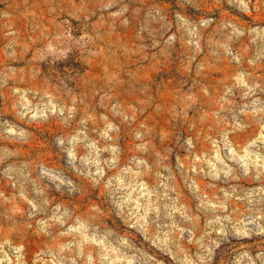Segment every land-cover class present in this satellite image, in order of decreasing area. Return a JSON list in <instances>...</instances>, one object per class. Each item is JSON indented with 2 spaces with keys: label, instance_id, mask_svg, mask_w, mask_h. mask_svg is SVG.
<instances>
[{
  "label": "clouds",
  "instance_id": "9594fccd",
  "mask_svg": "<svg viewBox=\"0 0 264 264\" xmlns=\"http://www.w3.org/2000/svg\"><path fill=\"white\" fill-rule=\"evenodd\" d=\"M181 7L200 14L192 18L177 8L169 15L158 0L144 7L132 0H39L21 11L30 26L26 35L5 25L0 102L8 112L0 108V184L10 192L0 188V204L9 206L0 213V264H29V236L42 242L31 264H145V254L103 220L104 212L137 228L176 264H264V0H181ZM206 7L218 15L202 12ZM11 15L8 0H0V19ZM69 19L78 23L75 34ZM130 27L141 61L179 60L176 92L184 102L169 106L171 117L188 119V101L197 97L216 105L189 124L206 128L177 133L176 147L153 151L151 161L153 129L146 121L132 129L134 154L123 162L117 123L102 114V126L88 128V97L96 95L122 124L136 122L113 89L100 95L85 80L101 45L112 51L113 29ZM225 63L232 71L217 96L203 78ZM181 70L194 74L186 78ZM148 88L140 85V95ZM53 124L65 130L44 139L61 164L43 159L46 150L25 156L36 129ZM253 128L243 142L232 138ZM166 138L159 136L162 144ZM88 189L99 193L98 202L86 200L81 209L75 201Z\"/></svg>",
  "mask_w": 264,
  "mask_h": 264
},
{
  "label": "rangeland",
  "instance_id": "374dc122",
  "mask_svg": "<svg viewBox=\"0 0 264 264\" xmlns=\"http://www.w3.org/2000/svg\"><path fill=\"white\" fill-rule=\"evenodd\" d=\"M152 0H132V5L137 7H144L151 3ZM162 3V6L171 15L172 11L180 8L182 11L195 18L200 13L192 7H181V0H158ZM11 5L12 15L6 19H0V47L6 43L4 38V32L6 31L5 25L14 24L17 26V30L22 34H27L29 30V23L25 17L21 15V11L31 5L39 3V0H8ZM202 12L210 15H218V9L214 7L201 8ZM245 21L256 19L260 20V17L247 16L243 18ZM69 27L73 30V34L78 31V23L75 20L69 19ZM175 30V29H173ZM134 39V29L132 27L127 30L113 29V34L108 40V43L112 45V51L106 52L103 45H101V55L94 61H89V71L86 74L85 80H92L94 86L100 90V95L103 92L108 91L109 88L113 89V95L115 99L119 100L130 114H135L136 122L129 127L128 124H122L120 118L113 116L111 113L106 112L104 108L99 105V95L95 97H88V104L90 105V123L88 125L89 131L95 128L97 125L102 126L100 116L107 115L110 120L117 123L120 127L119 145L121 148V161L123 162L127 157L134 154L133 152V140L131 137L132 129L135 128L139 122L146 121L148 125L153 129L152 133V146L149 151L148 159L151 161L153 151H161L164 147L171 146L175 148L174 136L177 133L194 134L201 127L206 128L205 125H197V129L190 130L189 124L195 119L196 115L201 112L211 113L215 110L216 105L212 98L209 97H197L193 101H188L192 105L191 108H186L188 119H175L169 115L168 108L173 103H183L182 99L177 98L176 89L177 79L180 78L181 72L179 60L168 63L167 65H151L147 59L141 61L137 53L133 50L132 42ZM34 42V41H33ZM123 43L125 48L121 49L120 45ZM31 45H29V48ZM183 49H180L177 45V52L175 55L181 56ZM201 57H198L200 59ZM144 67L141 69L140 65ZM194 67V66H193ZM182 71V70H181ZM232 68L225 63L219 70L212 71L207 77L203 78L205 83L209 87V91L215 95H219L223 83L226 77L230 74ZM182 74L186 78H190L194 73L182 71ZM259 74L264 77V69L259 71ZM147 83L149 88L146 95H140V85ZM81 93L88 96L87 86L84 81H81L80 87ZM144 101L141 103V101ZM156 103L163 105V111L155 112L154 106ZM0 108L5 112H8V108L5 104L0 102ZM143 109V112L138 109ZM9 118L11 116L9 115ZM79 119V115H77ZM75 127V124H73ZM65 130L62 125L53 124L47 129L40 127L36 129L37 135L34 137V142L28 146H25L23 151L25 156L31 155L37 150L47 151V154L42 158L46 161L60 165L61 158L53 150H48V142L44 139L45 135L51 136L56 131ZM255 129H249L248 133L236 134L232 138L239 142H243L246 136L252 134ZM94 134V133H93ZM163 134L167 138L163 142H160L159 136ZM205 147L207 145H204ZM174 161V156L172 157ZM0 188L5 190L6 194L10 192V187L6 184H0ZM57 198L60 199L59 194ZM99 193L95 190L88 189L85 197L75 201L81 209H84L87 205L85 201L98 202ZM9 206L6 204H0V213H3ZM23 208V205L21 206ZM103 211V209H101ZM103 220L111 225L116 232L123 234L130 241H134L140 254H145V264H176V259L173 258V254H168L161 250L151 239L147 238L145 234H142L137 228L128 224L126 221H122L111 215L109 212L103 213ZM251 243H255L252 241ZM42 246L41 238L29 236L27 241V251L29 264H31L32 253L38 250ZM195 251V249H192Z\"/></svg>",
  "mask_w": 264,
  "mask_h": 264
}]
</instances>
